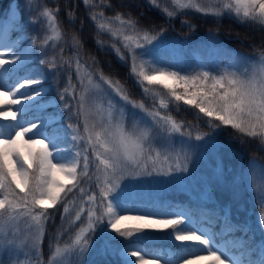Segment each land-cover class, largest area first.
Returning a JSON list of instances; mask_svg holds the SVG:
<instances>
[{
  "label": "snow or ice",
  "instance_id": "snow-or-ice-1",
  "mask_svg": "<svg viewBox=\"0 0 264 264\" xmlns=\"http://www.w3.org/2000/svg\"><path fill=\"white\" fill-rule=\"evenodd\" d=\"M147 2L168 21L194 10L217 22L227 16L264 31V0ZM83 3L90 9L111 7L107 0ZM58 11L44 7L31 21L42 26V31L51 32L39 45V36L31 43L25 38L19 45L13 39L17 29V38L24 32L23 14L19 20L15 14L0 18V96L4 97L0 100V264H13V254L15 264H19L21 253L37 257L36 264H41L45 227L54 221L60 207L61 235L71 232L78 222L80 227L70 244H57L53 251L50 243L47 264H59L65 256L74 257L76 264H89L91 255L99 258L93 264H113V256L115 264H264V167L260 170L255 229L246 221L234 223L230 205L220 208L219 229L194 227L191 216L184 212L161 215L141 207L135 190L143 177L177 180L181 178L178 174L188 173L190 152L199 147L193 141L212 145L219 156L217 178L227 184L222 155L226 146L217 140L224 129H231L233 139L241 145L257 141L264 150V38L256 54L236 53L219 71L201 67L186 73L154 55L165 43V27L141 25L130 12L105 18L102 10L90 11L97 28V47L103 50L109 46L102 34L111 37L112 51L129 66L130 76L143 93H152L153 107L133 100L125 84L105 75L102 69L88 70L80 58L82 42L75 35L72 48L81 90L69 75L65 87L56 94L59 103H55V98L44 99L51 92V88H44L47 73L22 70L35 63L38 47L43 50L41 55L47 56L45 46L60 39ZM67 15L70 22L74 20L73 11ZM182 25L193 31L196 27L187 21ZM90 59L98 65L94 56ZM61 62L58 65L55 55L39 59V64L47 65L53 74L63 63L72 67L62 56ZM33 85L40 87L33 90ZM155 86L162 87L164 94L154 91ZM181 104L193 110L195 123L177 122L161 112L170 110V106L179 110ZM28 113L33 115L25 119ZM201 123L206 130H200ZM177 143L179 150L175 148ZM249 163L255 167L254 161ZM249 187L252 189L251 184ZM76 191L80 203L69 219V194ZM131 212L137 214H124ZM255 230L260 231L261 241L252 239L248 243L249 233ZM152 233H163L172 241L171 254L139 246L141 240L152 238ZM221 234L228 237L226 242L220 241ZM61 235L56 236L57 241Z\"/></svg>",
  "mask_w": 264,
  "mask_h": 264
},
{
  "label": "trees",
  "instance_id": "trees-1",
  "mask_svg": "<svg viewBox=\"0 0 264 264\" xmlns=\"http://www.w3.org/2000/svg\"><path fill=\"white\" fill-rule=\"evenodd\" d=\"M17 3H19V10H17ZM92 4H99L100 0H91ZM107 3L111 7L103 8H86L83 0H0V18L15 14L16 19L19 20L20 15L23 14L24 19L21 21L24 25V32L17 38V33L13 34V39L16 44L19 45L25 38L31 43L33 37L39 36L37 41L39 45L40 40H43L45 36L51 35L46 29L42 31V26L31 23L36 18L44 7L56 10L59 9L57 20L61 31V37L59 40L51 41L45 46L47 50V56H42L43 51L39 47L36 51L35 63L22 70L28 72L31 70L39 69L40 71L47 73V80L45 81L44 88L48 91L51 88V92L44 97L45 100L55 98L58 101L57 92L63 89L68 81L69 75H71L72 83L77 85L79 89V82L76 80V72L74 69L73 58L75 57V49L72 48V37L77 36L82 42L83 48L80 52L81 61L87 66L88 70L95 72L97 68L102 69L104 74L114 79H119L125 84L126 89L130 92L131 98L137 102H143L147 108L153 107V95H146L143 93V89L140 88L135 80L129 74V66L122 64L115 53L110 47L111 37L108 34H102L104 40L108 42L109 46H106L103 50H100L96 45L97 28L96 23L90 19V11H103L105 18L112 17L116 12L131 13L134 17L138 18L141 25L154 24L157 26H163L167 29L165 32V43L161 48L154 53L158 59L162 60L165 64H171L173 66L183 69L186 73L196 72L201 67L212 71H219L225 68L229 61L235 57L236 53H241L245 56L256 54L261 44V39L264 38V31H261L258 27L250 26L248 24L238 23L235 19L225 16L222 20L217 22L211 16H203L194 10H186L182 14L178 15L175 19L168 21L163 14L151 6L147 0H107ZM11 9V13L10 10ZM69 11L74 12V20L70 22L67 13ZM182 21H187L189 24H194L195 30H190L186 25H182ZM5 25H8V21H5ZM158 30V29H157ZM177 44V48H174ZM168 43L173 45L167 46ZM55 45V47H53ZM64 51L61 53L60 49ZM231 50V51H229ZM53 55L57 58L58 65L61 64V56L64 61H70L72 67H69L68 63H63L62 67H59L55 74L48 71L47 65H40L39 59H50ZM91 56H94L99 62L98 65H93ZM98 79V77L96 78ZM39 85H33L32 88H39ZM104 87H107L106 85ZM155 91H159L164 94V89L159 86L154 87ZM117 99H119L117 97ZM129 111H132L129 105ZM158 107V105H157ZM53 109L49 107L48 111ZM62 107L60 111H62ZM139 112V110H136ZM162 114L172 115L177 122L195 123L193 116V110L186 105L181 104L179 110L170 106V110H161ZM32 113H29L30 115ZM140 114V113H139ZM75 122V121H73ZM67 121H65V124ZM206 130V126L201 123V129ZM217 140L221 144L226 146L229 152L222 153L225 157H230L232 165L240 164L242 169L249 165L255 169L256 178L255 181L259 182L261 167H264V150L258 147L257 141H248L241 145L239 142L233 139V132L231 129H224L220 132ZM250 161H254L255 167L250 165ZM254 180H250L251 182ZM242 184L241 194L242 201L249 209L250 214L246 216L241 212L232 210V221L234 223L247 222L255 229V221L258 215V208L256 207V200L258 199V186L259 183L254 186L251 184ZM171 191H157L160 193L149 192L148 195L142 198L139 197L140 202L145 208L151 207L154 213H163L160 210L165 208L167 210L179 209L185 213L193 216L198 226L204 225L208 228L219 229L222 227L220 224V208L227 205L230 201L226 198H218L211 202L199 201L196 198H185L181 193H176L173 189L167 188ZM256 189V190H253ZM174 191V192H173ZM149 196V198H147ZM224 200V201H223ZM164 209V210H165ZM61 207L56 211L54 221L50 220L45 227V235L42 238L40 244L41 255L39 260L41 264H47V261L51 257L49 251L50 243L52 250H55L57 244L63 247L68 240L71 239L75 232L76 226L71 232L62 234L60 213ZM73 211L69 219L73 217ZM65 224L67 221L64 222ZM61 235V239L56 240V236ZM236 236H240L239 232L235 233ZM249 241L252 239L259 242L261 241V233L255 230L253 233H249ZM228 237L221 234L220 241L226 242ZM146 250H151L156 253L159 252L161 247H164L166 242H144ZM170 246L174 248L173 243ZM25 249V252H28ZM13 264L16 262V255L13 254ZM5 260L7 261V254H5ZM37 257L33 255H25L21 253L19 255V264H36ZM89 264H93L96 257H88ZM65 264H76L75 258L67 256ZM114 264V263H113Z\"/></svg>",
  "mask_w": 264,
  "mask_h": 264
},
{
  "label": "rangeland",
  "instance_id": "rangeland-1",
  "mask_svg": "<svg viewBox=\"0 0 264 264\" xmlns=\"http://www.w3.org/2000/svg\"><path fill=\"white\" fill-rule=\"evenodd\" d=\"M177 41H175L174 48H177V44L175 45ZM171 43H168L167 46L173 45ZM75 60L76 56L73 58L74 63V69H75ZM82 62V61H81ZM83 63V62H82ZM87 68V66L85 65ZM88 69V68H87ZM19 79V77H17ZM33 89V88H32ZM37 89V88H34ZM33 89V90H34ZM155 91V90H154ZM150 92L148 95H151ZM4 97L0 96V100H3ZM53 99H50V101ZM58 101H55L57 103ZM5 106V110H6ZM18 107V106H14ZM29 114V113H28ZM33 113L30 115H27L25 119H30L32 117ZM140 115H143L141 112ZM131 125V122L129 123V126ZM144 125L141 124L140 127H143ZM81 130L83 129V124L80 125ZM177 141H179V137L177 136ZM194 144L198 143L199 147L194 148L190 152V160L188 161L189 166V172L188 173H182L178 174L181 178L177 180H170L169 177L166 176H152V177H143L141 180L136 184V191L139 193V197L142 198L148 195L149 192L152 193H160L157 191H171L167 188L173 189L176 193L183 194L182 196L185 198H196L199 199V201L204 202H211L218 198H228L229 203L227 205H230L231 208L235 211L241 212L243 214H246V216H249L250 211L246 207V205L242 201V194H241V186L242 184H253L256 186L259 182L255 181L256 178V172L255 169L251 168L249 165H247L245 168L242 169L241 165H232V162L230 160V157L224 156V167L226 169V175L228 177V183L226 184L223 180H218L216 173L218 172V169L215 167V165L219 162V156H217L214 148L212 145L203 143V142H196L193 141ZM83 144V142H82ZM156 146H159L157 143ZM175 148L179 150L180 145L177 143L175 145ZM227 150V149H226ZM226 152H229L228 150ZM243 173V174H242ZM254 181H250V180ZM162 189V190H159ZM98 192V189L96 190ZM173 191V192H174ZM235 193V195H233ZM149 198V196H147ZM69 200L72 201V203L69 204V207L73 211V217L75 215V211L78 209L80 198L78 191L74 194H69ZM223 200V201H224ZM141 207L145 208L144 205H140ZM62 211L63 208L61 207ZM147 210L152 211L151 207L147 208ZM165 208H161L160 210L163 213H160L161 215H167L171 213H178L183 212L179 209H171L167 210ZM185 213V212H184ZM128 215H134L137 214L135 212L131 213H124ZM188 214V213H186ZM86 215V214H85ZM190 215V214H189ZM191 216V215H190ZM192 218V226L194 227H206L204 225L198 226L193 218ZM80 227V223L78 222L76 225V230ZM21 231H26L25 226L23 223L20 225ZM75 232L73 233L72 238H74ZM115 235V234H114ZM71 239L67 241V244L71 243ZM166 242L164 247H161L158 254H163L165 252L171 254L173 251V247H171L169 243H172V241L165 238L163 233H152V238L150 239H144L141 240L139 243V246L141 248L145 249L144 242ZM146 250V249H145ZM206 255V253H202ZM96 257L95 255H92ZM67 256L62 257L60 259L59 264H65ZM167 258V257H165ZM99 258L96 257V260ZM112 262L115 264L116 257L113 256ZM134 259V258H133ZM192 264H208L207 261H193Z\"/></svg>",
  "mask_w": 264,
  "mask_h": 264
}]
</instances>
